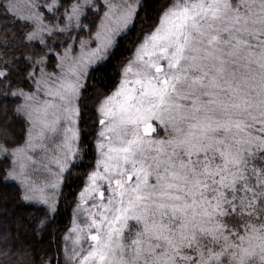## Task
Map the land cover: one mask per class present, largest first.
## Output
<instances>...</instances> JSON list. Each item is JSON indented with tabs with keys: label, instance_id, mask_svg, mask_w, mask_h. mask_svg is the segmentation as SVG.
Instances as JSON below:
<instances>
[{
	"label": "snow or ice",
	"instance_id": "1",
	"mask_svg": "<svg viewBox=\"0 0 264 264\" xmlns=\"http://www.w3.org/2000/svg\"><path fill=\"white\" fill-rule=\"evenodd\" d=\"M35 8L60 39L45 28L17 38L15 59L28 62L15 80L13 66L0 69V257L264 264V0ZM0 9L7 27L24 25L20 36L34 27L4 0ZM37 50L42 64L30 62ZM75 184L68 221L36 257L45 239L24 214L47 208L55 223Z\"/></svg>",
	"mask_w": 264,
	"mask_h": 264
},
{
	"label": "trees",
	"instance_id": "2",
	"mask_svg": "<svg viewBox=\"0 0 264 264\" xmlns=\"http://www.w3.org/2000/svg\"><path fill=\"white\" fill-rule=\"evenodd\" d=\"M12 0H4V2L9 6V3ZM35 5L37 3L40 2V0H31ZM46 2L48 4H51V0H46ZM0 11H3L2 9H0ZM10 11V10H9ZM51 19V18H49ZM8 23H10L9 21H4V22H0V29L5 30L4 35H0V69H3L5 64L11 65L12 67V72L13 75L10 77V79L15 80V71H16V66H20V67H24L25 63L28 62L26 61L24 58H22L20 61H17L15 59V56L17 53H19L21 51V47L18 45L16 47H12L13 41L17 38H19V40H24L27 38L28 33L30 32V30L32 28H28L24 31L23 36H20V32L21 29L24 28L23 24L20 25H15L14 27H7ZM53 26L59 25L56 24L54 21L50 24ZM57 29H54L52 33V37L51 39L53 40V42H55L56 40L60 39V37L56 36L55 33ZM85 38H87L85 36ZM5 45H8L9 47H5ZM48 48H51V45H48ZM26 52L28 51L27 49L25 50ZM124 52L125 50L123 48H121V51L117 53V56L120 58L119 60L116 61V63H120L123 60L124 57ZM41 57H44L43 53L39 52L38 50L36 51V54L31 56V61L30 62H35L38 59H40ZM95 75H97L99 78L103 79L104 78V73H96ZM18 84H17V88H18ZM82 155H83V150H82ZM80 162V158H78L76 160L75 163L79 164ZM87 162V161H86ZM86 170L85 169H79V168H72L71 169V175L74 177H82L84 172ZM78 184L72 185L71 186V190L69 189H65L64 191V197L63 199L66 201V203L64 204L62 210H61V216L60 218L55 222V223H51V214L50 212L47 210L46 208V213H42V212H32V213H25L24 217L26 220L31 222V229H34L39 237H43L45 239V243L42 246H38L36 248V251L34 253V255L36 257H41L43 256L46 252L49 251V244L47 242V236L49 233H57L58 229H62L66 222L68 221L69 217L67 214V209L70 207L71 203H72V193L77 189ZM5 223L11 224L12 220L8 219L5 221ZM0 259L4 260V264H10V262L4 258V257H0ZM24 264H32V258L28 257L26 262H24ZM35 264H46V260H41V259H37L35 261Z\"/></svg>",
	"mask_w": 264,
	"mask_h": 264
},
{
	"label": "rangeland",
	"instance_id": "3",
	"mask_svg": "<svg viewBox=\"0 0 264 264\" xmlns=\"http://www.w3.org/2000/svg\"><path fill=\"white\" fill-rule=\"evenodd\" d=\"M32 2V1H31ZM21 0H12L9 3V10L14 13L17 16H23L25 20H31L32 24L34 25V27H32V29L30 30V32L28 33V36L32 33H36V35H33V39H37V38H42V36L40 35L38 29L40 28H45V29H50L51 32L54 31V29H57L56 31H58L60 25H42L40 23L41 20V14L36 11L35 8V4L32 2L33 7L31 9L27 8L26 6V2H25V6L22 8L20 7ZM27 36V37H28ZM85 38V37H84ZM87 39V38H85ZM39 62L42 64L44 62V57H41L40 59H38ZM52 75L51 71L49 70V72L47 73L46 76H41L39 77L41 84H44L47 82V79L50 78ZM82 82V81H81ZM82 156V150L80 153L77 154L76 156V160L78 158H81ZM75 160V162H76ZM69 163H71V161H69ZM50 212V211H49ZM51 214V213H50Z\"/></svg>",
	"mask_w": 264,
	"mask_h": 264
}]
</instances>
